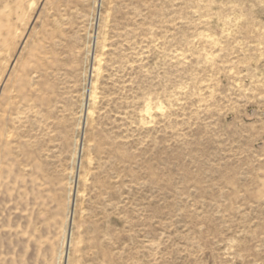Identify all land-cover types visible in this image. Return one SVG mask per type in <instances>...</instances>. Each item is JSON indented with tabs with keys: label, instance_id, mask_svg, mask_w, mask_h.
<instances>
[{
	"label": "rangeland",
	"instance_id": "374dc122",
	"mask_svg": "<svg viewBox=\"0 0 264 264\" xmlns=\"http://www.w3.org/2000/svg\"><path fill=\"white\" fill-rule=\"evenodd\" d=\"M0 264H264V0H0Z\"/></svg>",
	"mask_w": 264,
	"mask_h": 264
},
{
	"label": "bare ground",
	"instance_id": "6f19581e",
	"mask_svg": "<svg viewBox=\"0 0 264 264\" xmlns=\"http://www.w3.org/2000/svg\"><path fill=\"white\" fill-rule=\"evenodd\" d=\"M91 95V94H90ZM91 97V96H90ZM69 212V211H68ZM69 216V215H68ZM65 256V255H64Z\"/></svg>",
	"mask_w": 264,
	"mask_h": 264
}]
</instances>
